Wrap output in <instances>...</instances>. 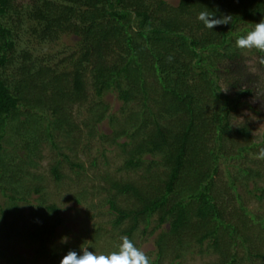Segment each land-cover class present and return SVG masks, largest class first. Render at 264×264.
<instances>
[{"label": "trees", "instance_id": "1", "mask_svg": "<svg viewBox=\"0 0 264 264\" xmlns=\"http://www.w3.org/2000/svg\"><path fill=\"white\" fill-rule=\"evenodd\" d=\"M205 9L232 21L208 29L197 19ZM261 19L264 0H0V262L23 264L17 245L59 264L83 243L106 254L121 236L139 247L143 235L155 236L150 264H179L189 255L215 257L209 264H264V215L240 193L264 200L255 160L264 135L242 102L260 99L248 110L262 115L264 64L255 49L235 47ZM64 35L78 40L59 62L32 47ZM112 93L120 116L105 100ZM106 120L112 132L100 139L124 157L126 176L106 171L99 186L74 198L100 196L88 206L101 208L93 218L111 215L112 229L95 224L86 237L57 244L61 209L45 177L29 168L39 167L47 143L62 157L50 164L48 181H63L66 161L84 175V162L73 161L78 147L91 145ZM228 160L236 168L225 181Z\"/></svg>", "mask_w": 264, "mask_h": 264}, {"label": "rangeland", "instance_id": "2", "mask_svg": "<svg viewBox=\"0 0 264 264\" xmlns=\"http://www.w3.org/2000/svg\"><path fill=\"white\" fill-rule=\"evenodd\" d=\"M172 5H178L179 0H167ZM78 38L74 35H64L62 38L57 42L47 43L43 45V47L39 45H32L34 50L37 53L43 56H50L52 54L56 55L53 62H59L61 58L70 54L73 50L72 48L75 46ZM70 48V49H69ZM21 51V49H18ZM105 100L111 106V113L115 114L119 113L122 102L118 99L116 94H108L105 97ZM244 106L246 108L245 114L249 115L256 126V132L258 134L264 135V108L262 115H253L251 111L248 110V106H255L261 103L260 99H245L242 100ZM83 110V116H88V111L85 108ZM82 119V118H81ZM112 128L108 120L103 122L98 127V134L95 139L91 142V145L86 146L85 142L78 147V159L73 160L74 162H84V175L78 174V169L72 167L67 161L64 162L62 165V172L65 176L62 182H55V181H48L50 177V164L55 159H62L61 156L57 155V150L51 144H45L42 147V160L39 161V167L37 168H29L31 172L40 174L45 177L47 181V192L50 193L51 202H55L61 209V216L63 218L62 224L57 229V237L56 243L58 244L63 236L68 237V243L76 242L81 237H86L88 232L94 229L95 224H102V226L112 229L109 225V221L111 220L112 216L108 215L105 220H101L99 218H93L100 213V209L94 210L92 207L88 206L89 204L92 205L93 203H99L101 200L100 196H93L94 201H92V194H88L86 200H83L82 203H79L75 200L74 196L81 192L83 189H87V191H91L95 186H99L100 184V176L101 174L105 173L106 171L113 172L118 174L119 176H126L125 173H120L119 168L123 165L124 157L119 156L117 154L118 150L116 147L108 146V144H104L103 141L100 139V133L111 134ZM84 133H87V129H84ZM123 141V140H122ZM18 147L22 142L19 140L15 141ZM111 150L113 152H107V158L109 161L105 159L103 155V149ZM25 152L21 151L19 154H24ZM72 157L75 154L74 152L70 153ZM93 158H98L97 164H93ZM255 160L258 161L260 164V168L263 169L264 173V158H260L259 154L255 155ZM234 164V163H233ZM231 164L228 160L223 163L221 167L222 174H224V180L227 181V170H234L236 167ZM240 162L237 163V165ZM233 165V166H232ZM255 166V165H254ZM81 180V181H80ZM254 182H250V189H253ZM258 186L264 187V177L260 179V183L257 184ZM249 188V187H248ZM241 197L245 203V205L251 211L257 212V214L264 215V200L260 201L257 197L249 193L248 190L242 189L240 190ZM40 195L34 194L33 198H39ZM0 200H4L3 197ZM237 205V202H235ZM22 209L26 214H29L30 209L22 205ZM106 212L105 207L102 209ZM26 221V220H25ZM24 221L19 222V227L22 228L25 226ZM155 223H152L151 227H153ZM154 237L138 235L137 243L139 244V248L142 249L147 255L155 249L154 245ZM91 242V241H90ZM5 244L3 246L5 247ZM64 244V243H63ZM9 246V245H7ZM6 246V247H7ZM102 246V245H101ZM99 249L95 250L97 253L101 252V247L98 246ZM16 249L22 254L24 258L23 264H52L48 258H41L38 257L34 251L30 248H23L22 246L16 247ZM14 250V249H13ZM93 251V250H92ZM215 261V257L213 256H199V255H189L186 259L181 261L179 264H209ZM168 262V261H167ZM165 264H168V263ZM0 263H5L3 260Z\"/></svg>", "mask_w": 264, "mask_h": 264}, {"label": "clouds", "instance_id": "3", "mask_svg": "<svg viewBox=\"0 0 264 264\" xmlns=\"http://www.w3.org/2000/svg\"><path fill=\"white\" fill-rule=\"evenodd\" d=\"M197 19L208 29H214L219 25H227L232 21V15L224 14L219 17L216 14L202 10ZM235 47L240 50H253L261 54L260 63L264 64V19L256 22L253 28L235 40ZM264 158V149L259 153ZM68 237L63 236L60 243H67ZM59 264H150L147 254L137 247L128 236H121L117 250L109 253H97L90 251L89 246L81 245V252L69 250L61 258Z\"/></svg>", "mask_w": 264, "mask_h": 264}]
</instances>
